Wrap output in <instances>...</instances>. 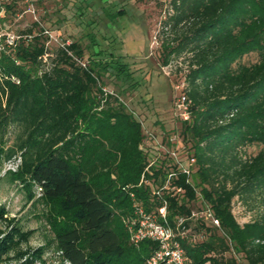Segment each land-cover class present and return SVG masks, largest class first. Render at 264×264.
Here are the masks:
<instances>
[{"label": "trees", "instance_id": "obj_1", "mask_svg": "<svg viewBox=\"0 0 264 264\" xmlns=\"http://www.w3.org/2000/svg\"><path fill=\"white\" fill-rule=\"evenodd\" d=\"M17 2L3 6L9 13ZM171 6L160 57L169 65L186 56L191 116L179 137L196 159L192 183L181 174L162 189L169 162L147 169L143 122L102 89L105 65L137 87L126 64L100 48L99 59H86L78 41L49 48L34 22L0 60V183L22 192L45 242L32 246L38 228L0 202V264H47L50 253L70 264H148L159 245L133 239L137 211L159 216L164 205L189 264H264V148L245 154L264 145V0ZM250 53L258 60L247 64ZM14 158L17 167L2 174ZM236 198L251 220L238 221ZM206 205L220 227L192 215Z\"/></svg>", "mask_w": 264, "mask_h": 264}, {"label": "rangeland", "instance_id": "obj_2", "mask_svg": "<svg viewBox=\"0 0 264 264\" xmlns=\"http://www.w3.org/2000/svg\"><path fill=\"white\" fill-rule=\"evenodd\" d=\"M171 12V0H18L8 13L6 24L8 31L19 34L37 22L36 30L48 29L54 36L51 38L48 34L49 48L78 41L86 59L90 56L99 59L94 54L100 48L107 53L103 57L113 58L116 64H126L138 82L137 87L132 88V81L117 68H107V65L99 69L100 85L117 95L126 110L143 122V146L148 155L160 154L170 162L167 150L172 149L173 141L181 142L182 119L175 113V100L181 92L177 85L185 82L183 75L187 69L186 56L173 59L169 65H163L160 57L162 41L168 36L163 22ZM257 60L256 53L243 58L247 64ZM262 148L264 145L249 146L245 154L254 155ZM18 163V158L6 161L2 174L7 169H15ZM0 202L7 203L12 215L24 216L28 227L38 228L31 240L32 246L44 244L43 223L37 221L33 208L24 207L25 197L16 186L1 182ZM233 211L240 223L251 220L254 215L237 198ZM47 256V264H70L62 263L54 253Z\"/></svg>", "mask_w": 264, "mask_h": 264}, {"label": "built area", "instance_id": "obj_3", "mask_svg": "<svg viewBox=\"0 0 264 264\" xmlns=\"http://www.w3.org/2000/svg\"><path fill=\"white\" fill-rule=\"evenodd\" d=\"M5 1L6 0H0V60L3 52H5L7 48L14 46L16 44V40L20 37L19 34L8 31V25L6 24L8 12L3 6ZM44 33L47 35L49 34L51 38H54L48 29H44ZM69 43L70 42H63L60 45L64 46ZM182 83L183 84L180 86L177 85L178 89L181 88V92L175 100V113L181 117V119L187 120L190 119L191 116V100L189 99L187 93L183 90L185 88V82ZM151 136V138H154L153 135ZM172 144H174L172 149L167 150L166 152L169 154L168 158L170 160V168L167 172L166 181L162 189H169L171 187L172 180L178 178L181 174L185 175L187 182L192 183V177L195 171V157L189 156L183 151L182 142L178 143L177 141H173ZM141 148L145 149L143 144L141 145ZM162 157L163 156H160V154L151 156L147 169L158 165L161 162ZM164 158L166 159L167 157ZM172 189L176 192L182 191L181 188L177 186H173ZM156 191L159 192L160 190ZM137 212L139 215L136 219V228L132 230L133 239L138 242L144 238H150L156 241L159 245L156 251L148 259V264H189L183 246L176 239L175 230L172 226L167 224L166 205L159 208V216L157 214L146 212L142 206L139 207ZM192 215L195 217L201 216L214 226H221L219 220L215 217L208 205H206L201 211L194 210Z\"/></svg>", "mask_w": 264, "mask_h": 264}]
</instances>
